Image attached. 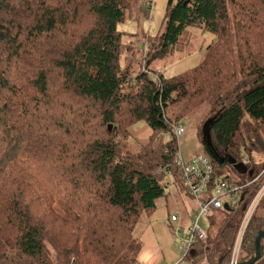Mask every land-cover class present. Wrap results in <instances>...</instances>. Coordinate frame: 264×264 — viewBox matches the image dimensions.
Returning <instances> with one entry per match:
<instances>
[{"label":"trees","instance_id":"obj_1","mask_svg":"<svg viewBox=\"0 0 264 264\" xmlns=\"http://www.w3.org/2000/svg\"><path fill=\"white\" fill-rule=\"evenodd\" d=\"M137 2L0 0V264H136L163 177L185 191L172 128L204 104L213 151L252 172L220 166L201 126L209 187L244 184L264 163V0H169L160 33L143 44L142 68L130 74L117 26ZM188 28L215 41L196 67L164 79L152 60L172 54ZM140 123L150 134L131 145ZM226 168L239 179L223 176ZM233 211L207 217L211 249L178 246L181 260L227 264L244 208ZM246 229L239 262L264 229V199ZM260 243L254 264H264Z\"/></svg>","mask_w":264,"mask_h":264},{"label":"rangeland","instance_id":"obj_2","mask_svg":"<svg viewBox=\"0 0 264 264\" xmlns=\"http://www.w3.org/2000/svg\"><path fill=\"white\" fill-rule=\"evenodd\" d=\"M176 1L172 0V3L175 4ZM168 2L169 0H138L136 9L131 12L132 17H130L131 15L129 17L126 15L124 21L118 24L117 30L125 34L121 41L123 55L120 57L119 63L123 67L126 64V58L127 60L130 59L131 62H128L127 67L130 74L142 68L138 64L143 57V44L147 37L155 38L160 33L162 25L164 24ZM213 41H215L214 34L197 28H188L181 35L180 43L176 46L174 52L168 57L154 58L151 67L155 71L160 70L161 76L164 79L178 75L188 69L196 67L201 61V54ZM154 44H156V41ZM125 46L133 49L134 56L131 55L128 49L127 51L125 50ZM150 76L153 79L156 78L153 73H150ZM207 112L208 106L206 104L193 111L188 118L189 125L177 137L178 153L176 155L179 154L185 161L202 153L203 147L196 138V132L199 127L203 126ZM176 125L185 126L184 120H181ZM149 134L148 127L142 123L133 126L131 129L130 144L135 145L134 142L138 145L142 144L146 141ZM170 137V134H163L161 139L165 142ZM261 160L262 158L259 159V161ZM223 176H228L229 180L239 179L229 168L224 169ZM162 180L166 187L164 195L156 201L155 211L148 221L145 222L143 220L141 222V225L145 223V226L141 228L139 233L140 238L144 231L149 228L153 229L154 234L152 235L153 238L151 237V245L156 246L157 249L153 250L149 248L147 243L143 244L136 264H189L186 260H181L183 254L178 249V243L188 233V229L191 228V221L194 215L198 213L199 208L194 199L180 188L171 174H166ZM224 201L228 200L225 199ZM250 201L251 196L245 199V204ZM237 211L239 210L233 212L235 213ZM219 214H221V210L214 211L213 217L217 219ZM229 214L232 215L231 213ZM172 215L178 216L179 221L173 223L171 220ZM241 222L240 219L239 225ZM198 225L205 231L207 228L206 218L202 217ZM171 228L176 231L179 230L180 234H175L171 231ZM206 247H208V241L206 242ZM211 247L212 245L208 249H211ZM209 254L212 255L211 250Z\"/></svg>","mask_w":264,"mask_h":264},{"label":"built area","instance_id":"obj_3","mask_svg":"<svg viewBox=\"0 0 264 264\" xmlns=\"http://www.w3.org/2000/svg\"><path fill=\"white\" fill-rule=\"evenodd\" d=\"M184 123L185 126H174V136L178 137L183 133L189 125V120H185ZM174 163L181 172L183 188L194 199L199 208L198 213L194 215L191 221V228L188 229V233L179 240V248L186 253L197 241L206 244L207 232L198 225L202 217L212 216L214 211L223 210L224 205L234 211L240 210L242 206H245L242 207L244 208L241 217L242 222L238 227L231 248L230 259L227 263L238 264L244 233L257 205L260 200L264 199V163L252 178L244 184L230 185L219 179L216 180L217 182L213 188L209 187L213 167L208 156L199 154L185 161L178 154L174 157ZM249 196H251V201L245 204V199ZM225 199L229 202L224 201ZM171 220L178 222L179 218L176 215H172ZM176 234H180L179 230L176 231Z\"/></svg>","mask_w":264,"mask_h":264},{"label":"water","instance_id":"obj_4","mask_svg":"<svg viewBox=\"0 0 264 264\" xmlns=\"http://www.w3.org/2000/svg\"><path fill=\"white\" fill-rule=\"evenodd\" d=\"M213 122L212 119H208L204 125H203V142L206 146V148L208 149V151L210 152L212 158L220 165L223 166L225 165V162L227 161L232 167L233 169L236 171V173H238L239 175H245V174H249L251 175V171H248L247 167L242 164V163H234L230 158H220L212 149L211 144H210V136H209V124H211ZM108 130H110V126H108ZM224 209H228L227 205H224ZM264 238V229H261L255 240H254V254L247 260V261H243V262H239L238 264H254L256 261H258L259 259L262 258L263 256V248L261 246V239ZM209 264H223L221 262H216V263H209Z\"/></svg>","mask_w":264,"mask_h":264},{"label":"crops","instance_id":"obj_5","mask_svg":"<svg viewBox=\"0 0 264 264\" xmlns=\"http://www.w3.org/2000/svg\"><path fill=\"white\" fill-rule=\"evenodd\" d=\"M153 234H154V230L151 229V228H149V229H147L146 231L143 232V234L141 235V238H140L141 241H142V247H143V244L147 243L149 248H151L153 250L157 249L156 246L151 245V237H152Z\"/></svg>","mask_w":264,"mask_h":264},{"label":"bare ground","instance_id":"obj_6","mask_svg":"<svg viewBox=\"0 0 264 264\" xmlns=\"http://www.w3.org/2000/svg\"><path fill=\"white\" fill-rule=\"evenodd\" d=\"M198 251V250H197ZM216 251V250H215ZM190 259V258H189ZM194 261V260H193Z\"/></svg>","mask_w":264,"mask_h":264}]
</instances>
